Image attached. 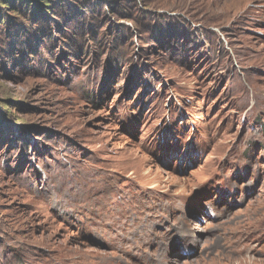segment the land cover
<instances>
[{"label":"rangeland","instance_id":"rangeland-1","mask_svg":"<svg viewBox=\"0 0 264 264\" xmlns=\"http://www.w3.org/2000/svg\"><path fill=\"white\" fill-rule=\"evenodd\" d=\"M0 264H264V0H0Z\"/></svg>","mask_w":264,"mask_h":264}]
</instances>
